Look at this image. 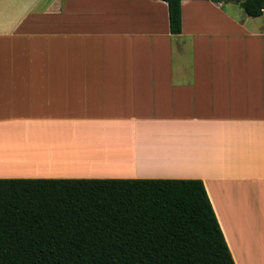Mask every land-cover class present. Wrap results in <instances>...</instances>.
I'll list each match as a JSON object with an SVG mask.
<instances>
[{"label":"crops","instance_id":"crops-1","mask_svg":"<svg viewBox=\"0 0 264 264\" xmlns=\"http://www.w3.org/2000/svg\"><path fill=\"white\" fill-rule=\"evenodd\" d=\"M0 179L201 180L264 264V14L183 0L174 35L164 0H0Z\"/></svg>","mask_w":264,"mask_h":264},{"label":"trees","instance_id":"trees-1","mask_svg":"<svg viewBox=\"0 0 264 264\" xmlns=\"http://www.w3.org/2000/svg\"><path fill=\"white\" fill-rule=\"evenodd\" d=\"M164 1L179 35L183 0ZM0 264L236 263L201 180L0 179Z\"/></svg>","mask_w":264,"mask_h":264},{"label":"bare ground","instance_id":"bare-ground-1","mask_svg":"<svg viewBox=\"0 0 264 264\" xmlns=\"http://www.w3.org/2000/svg\"><path fill=\"white\" fill-rule=\"evenodd\" d=\"M138 143V142H137ZM159 146V145H158ZM16 151H20V150H16Z\"/></svg>","mask_w":264,"mask_h":264}]
</instances>
